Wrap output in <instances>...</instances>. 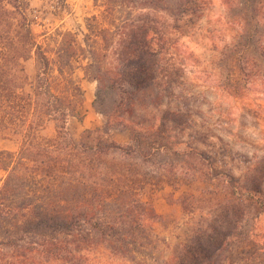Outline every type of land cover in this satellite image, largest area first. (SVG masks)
I'll return each instance as SVG.
<instances>
[{"label":"trees","instance_id":"1","mask_svg":"<svg viewBox=\"0 0 264 264\" xmlns=\"http://www.w3.org/2000/svg\"><path fill=\"white\" fill-rule=\"evenodd\" d=\"M221 1L236 34L221 45L212 40L210 65L218 86L242 98L264 84V0ZM211 6L212 0H101L99 14L87 19L84 46L63 37L56 70L27 30L38 62L31 92L19 62L27 57L3 53L0 135L19 137L20 145L16 152L0 151V264H89L92 248L127 261H163L152 225L161 217L141 197L153 175L145 170L155 168L172 182L194 179L203 164L210 181L219 176L212 155L179 137L195 126L188 111L167 106L187 105L181 35ZM80 57L87 60L86 79L96 83L92 105L105 126L75 141L67 125L70 118L82 120L84 93L72 79ZM50 122L56 134L48 138L41 131ZM114 130L127 131L129 143L115 142ZM219 177L237 200L250 196L229 173ZM187 196L181 197L183 211L190 206ZM258 204L264 209V201ZM219 228L209 225L214 233ZM209 238L210 245L218 243ZM191 250L194 264L214 253L201 244Z\"/></svg>","mask_w":264,"mask_h":264},{"label":"rangeland","instance_id":"2","mask_svg":"<svg viewBox=\"0 0 264 264\" xmlns=\"http://www.w3.org/2000/svg\"><path fill=\"white\" fill-rule=\"evenodd\" d=\"M98 1L0 0V64L3 53L26 56L19 62L28 78L26 91L31 92L38 62L26 31H31L33 40L56 70L65 35L84 46L87 19L101 11V0ZM226 22L222 1L212 0L201 21L183 29L184 80L191 94L186 107L174 101L166 105L172 110L179 107L188 111L189 119L195 123L179 134L181 141L212 155L218 169L216 175L229 173L235 179L234 184L250 196L237 200L224 178L218 176L214 181L207 178L208 169L203 164L196 166L194 179L178 176L172 182L164 181L159 170L147 169L145 172L150 176L153 173L152 181L141 197L161 217L152 225L161 240L163 261H127L104 248H92L86 252L89 264H194L191 249L197 244L214 252L200 257L199 264H264V209L258 204L259 200L264 201V84L254 85L242 98L230 96L218 86L217 75L210 65L211 48L212 40L221 45L235 36L236 29ZM78 54L83 55L79 51ZM86 64L83 57L73 62L72 79L84 93L79 107L82 120L70 118L67 125L75 141L82 138L84 131L105 126V118L92 105L96 83L86 79L83 70ZM58 83L55 82L54 88ZM41 134L48 138L55 136L54 123H47ZM111 135L120 145L130 141L127 131L114 130ZM19 145V137L0 135V151L16 152ZM182 195H188L185 200L190 206L186 211L182 210ZM235 202L237 206L232 208ZM225 215L228 221L224 220ZM211 224L220 227L217 233L209 229ZM209 236L218 243L210 245Z\"/></svg>","mask_w":264,"mask_h":264}]
</instances>
